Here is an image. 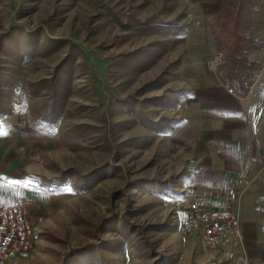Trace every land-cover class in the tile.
Masks as SVG:
<instances>
[{
    "label": "rangeland",
    "instance_id": "1",
    "mask_svg": "<svg viewBox=\"0 0 264 264\" xmlns=\"http://www.w3.org/2000/svg\"><path fill=\"white\" fill-rule=\"evenodd\" d=\"M231 3L0 0V189L26 200L34 229L30 251L6 264L199 261H189L199 235L179 230L174 203L196 197L185 187L194 104L216 83L230 88L212 28ZM254 3L261 21L240 32L260 42L249 58L261 68L241 96L264 111V0ZM59 71L65 107L44 119ZM248 189L264 212V165L239 194Z\"/></svg>",
    "mask_w": 264,
    "mask_h": 264
},
{
    "label": "crops",
    "instance_id": "2",
    "mask_svg": "<svg viewBox=\"0 0 264 264\" xmlns=\"http://www.w3.org/2000/svg\"><path fill=\"white\" fill-rule=\"evenodd\" d=\"M202 107L206 111L201 115ZM194 108L198 109L190 126L198 143L195 166L190 170L195 174L188 175L185 187L191 189L188 191L192 196L205 199L212 206L239 207L249 264H264V212L250 189L239 194L244 183H249L264 165L263 105L216 83L212 96L202 106L197 100ZM4 191L0 189V203L9 202ZM195 237L198 238L191 239ZM191 246L194 253L189 261H204L209 256L202 249L200 236Z\"/></svg>",
    "mask_w": 264,
    "mask_h": 264
},
{
    "label": "built area",
    "instance_id": "3",
    "mask_svg": "<svg viewBox=\"0 0 264 264\" xmlns=\"http://www.w3.org/2000/svg\"><path fill=\"white\" fill-rule=\"evenodd\" d=\"M174 209L179 230L186 235L198 234L203 250L209 253L204 261L191 264H249L238 208L214 207L205 199L192 198L176 201ZM33 235L26 200L0 203V264L30 251Z\"/></svg>",
    "mask_w": 264,
    "mask_h": 264
},
{
    "label": "trees",
    "instance_id": "4",
    "mask_svg": "<svg viewBox=\"0 0 264 264\" xmlns=\"http://www.w3.org/2000/svg\"><path fill=\"white\" fill-rule=\"evenodd\" d=\"M260 17L254 0H232L229 14L217 19L212 28L213 40L223 45V60L216 67V76L222 84L228 85L232 90L235 88L240 94L245 92L242 87L243 80L261 68L260 61L249 58L250 51L259 48L260 42L253 36L242 34L240 29L242 26L260 22ZM59 65L63 67L62 63ZM66 73L70 76L68 70ZM57 74L59 78L52 75L49 79L52 92L45 103L42 115L44 119L57 118L65 107L68 82L61 71ZM2 106L4 105L0 102V111Z\"/></svg>",
    "mask_w": 264,
    "mask_h": 264
},
{
    "label": "snow or ice",
    "instance_id": "5",
    "mask_svg": "<svg viewBox=\"0 0 264 264\" xmlns=\"http://www.w3.org/2000/svg\"><path fill=\"white\" fill-rule=\"evenodd\" d=\"M4 134L2 131H0V135Z\"/></svg>",
    "mask_w": 264,
    "mask_h": 264
}]
</instances>
